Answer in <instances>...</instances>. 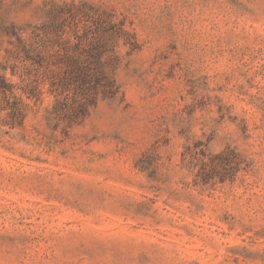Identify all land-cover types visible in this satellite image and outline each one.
Listing matches in <instances>:
<instances>
[{
  "label": "rangeland",
  "instance_id": "374dc122",
  "mask_svg": "<svg viewBox=\"0 0 264 264\" xmlns=\"http://www.w3.org/2000/svg\"><path fill=\"white\" fill-rule=\"evenodd\" d=\"M2 83L0 264H264V0H0Z\"/></svg>",
  "mask_w": 264,
  "mask_h": 264
},
{
  "label": "trees",
  "instance_id": "16d2710c",
  "mask_svg": "<svg viewBox=\"0 0 264 264\" xmlns=\"http://www.w3.org/2000/svg\"><path fill=\"white\" fill-rule=\"evenodd\" d=\"M2 84H5V85H0V90H4V91H7V88H9V86L6 84V83H2ZM223 157H225V160L226 162L228 161V158L226 159V156H219L217 157L218 159H222Z\"/></svg>",
  "mask_w": 264,
  "mask_h": 264
}]
</instances>
